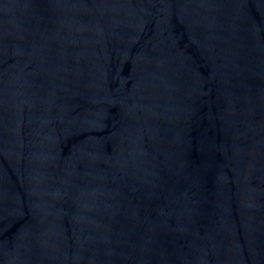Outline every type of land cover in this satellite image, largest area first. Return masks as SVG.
Segmentation results:
<instances>
[{"label": "water", "instance_id": "obj_1", "mask_svg": "<svg viewBox=\"0 0 264 264\" xmlns=\"http://www.w3.org/2000/svg\"><path fill=\"white\" fill-rule=\"evenodd\" d=\"M0 264H264V0H0Z\"/></svg>", "mask_w": 264, "mask_h": 264}]
</instances>
